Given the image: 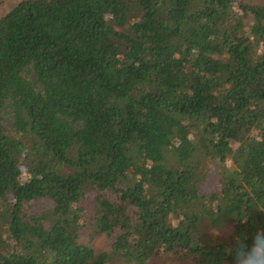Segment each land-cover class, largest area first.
Masks as SVG:
<instances>
[{
    "label": "trees",
    "instance_id": "1",
    "mask_svg": "<svg viewBox=\"0 0 264 264\" xmlns=\"http://www.w3.org/2000/svg\"><path fill=\"white\" fill-rule=\"evenodd\" d=\"M258 204L264 0L0 19V264H232Z\"/></svg>",
    "mask_w": 264,
    "mask_h": 264
},
{
    "label": "clouds",
    "instance_id": "2",
    "mask_svg": "<svg viewBox=\"0 0 264 264\" xmlns=\"http://www.w3.org/2000/svg\"><path fill=\"white\" fill-rule=\"evenodd\" d=\"M257 207L264 210V205ZM229 254L232 264H264V229H257L250 242L247 236L238 235Z\"/></svg>",
    "mask_w": 264,
    "mask_h": 264
},
{
    "label": "rangeland",
    "instance_id": "3",
    "mask_svg": "<svg viewBox=\"0 0 264 264\" xmlns=\"http://www.w3.org/2000/svg\"><path fill=\"white\" fill-rule=\"evenodd\" d=\"M25 0H0V19ZM257 1V0H255ZM217 167H214V176L218 174ZM43 208V207H42Z\"/></svg>",
    "mask_w": 264,
    "mask_h": 264
}]
</instances>
